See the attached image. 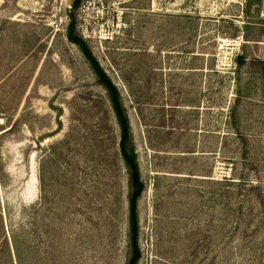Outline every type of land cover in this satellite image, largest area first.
Masks as SVG:
<instances>
[{
	"label": "rangeland",
	"instance_id": "rangeland-1",
	"mask_svg": "<svg viewBox=\"0 0 264 264\" xmlns=\"http://www.w3.org/2000/svg\"><path fill=\"white\" fill-rule=\"evenodd\" d=\"M0 0V264H264V0Z\"/></svg>",
	"mask_w": 264,
	"mask_h": 264
},
{
	"label": "trees",
	"instance_id": "trees-1",
	"mask_svg": "<svg viewBox=\"0 0 264 264\" xmlns=\"http://www.w3.org/2000/svg\"><path fill=\"white\" fill-rule=\"evenodd\" d=\"M79 4L80 0H74L72 8H77ZM68 40L79 48L86 60V63L93 72L97 83L106 92L109 108L118 129V154L127 173L130 190L127 201V221L131 255L127 264H138L141 253L138 244L139 227L137 203L144 191V184L140 177L139 165L137 163L135 150L132 144L130 126L126 111L122 105L120 93L117 87L100 67L99 63L94 58L86 44L79 38L71 37L70 34H68Z\"/></svg>",
	"mask_w": 264,
	"mask_h": 264
}]
</instances>
